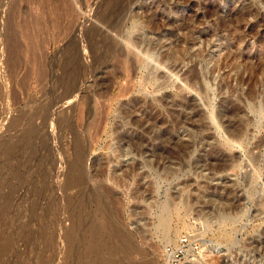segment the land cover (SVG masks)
<instances>
[{
    "label": "rangeland",
    "instance_id": "obj_1",
    "mask_svg": "<svg viewBox=\"0 0 264 264\" xmlns=\"http://www.w3.org/2000/svg\"><path fill=\"white\" fill-rule=\"evenodd\" d=\"M183 237L175 264H264V0H0V264H170Z\"/></svg>",
    "mask_w": 264,
    "mask_h": 264
},
{
    "label": "bare ground",
    "instance_id": "obj_2",
    "mask_svg": "<svg viewBox=\"0 0 264 264\" xmlns=\"http://www.w3.org/2000/svg\"><path fill=\"white\" fill-rule=\"evenodd\" d=\"M157 26V25H156ZM159 29V28H158ZM160 39H162L163 41H168L167 39H166V37L162 34L161 35V37H159V39H156V40H152V39H144L143 40V43L140 45H138L137 47H141L142 45H146V47H144V50H145V53H146V57H148V58H150V57H153V54H154V51L156 50V48L159 46V44H161V41H160ZM170 46H163V47H166V50H167V52H168V54H165V53H163V54H156L155 55V61L158 63V64H162V65H165L166 64V62H168L169 60H174V59H177V55H178V49L180 48V46L178 45V43L179 42H176L175 40L173 41V40H170ZM160 47V46H159ZM176 62V61H175ZM131 63V62H130ZM140 63L141 64H145V61H144V59H141L140 60ZM175 64V63H174ZM175 66L176 65H173V68H175ZM256 113H258V110L256 111ZM233 139H236V137H234ZM138 154V156L139 157H141V158H143V153L140 151V152H138L137 153ZM125 155V154H124ZM136 162H131V164H130V168L133 170V168L136 166ZM127 166V165H126ZM121 170H123V169H121ZM74 171V170H73ZM135 171V170H134ZM133 172V171H132ZM157 172V171H156ZM76 174V173H75ZM137 175V174H136ZM138 177H136V179H137ZM73 181V180H72ZM71 182V181H70ZM70 184V183H69ZM73 184V183H72ZM138 190L139 191H141L142 189H140V187L139 188H137V192H138ZM113 194V193H112ZM169 206V207H168ZM167 207H164V206H159V208H158V210H155L154 212H153V219H154V217H156V221H157V219H158V224H159V227H160V229H158L157 230V236H159V238H161V239H164V237H167V235H169L170 233H171V228H170V224L168 223V221L169 220H167V216L165 215L166 213L168 214V213H170V212H173V211H175V208L173 207V204L172 203H170L169 205H168ZM169 208V209H168ZM158 212H159V214H158ZM156 214V216H154ZM159 215V218H157V216ZM219 218L220 219H223L224 221H228L229 220V217L228 216H226L225 214L223 215V213H220V215H219ZM100 219V218H99ZM91 224V223H90ZM115 229V228H114ZM141 228H136L135 230H133L132 232H128L123 238H122V240L124 239V243H126V245H127V243L128 244H131V249H132V252L133 253H131V255H133V254H135V255H137V254H139L140 255V253H141V250L139 249V248H137V247H135L134 245L132 246V244L134 243V241H138L139 243V245L142 243V244H144V243H146V240H148V231L147 232H142L141 230H140ZM93 232V231H92ZM98 232V231H97ZM115 232V231H114ZM120 233V232H119ZM95 235V234H94ZM100 237V236H99ZM102 237V236H101ZM115 237V236H114ZM93 238H94V236H93ZM96 238V237H95ZM100 239H102V238H100ZM94 241V240H93ZM102 241V240H101ZM163 242H166L165 240L163 241ZM98 243H100V241L98 242ZM102 243V242H101ZM96 244V243H95ZM93 245V244H92ZM125 245V244H124ZM95 247V246H94ZM101 247V246H100ZM122 247H123V245H122ZM126 247H128V246H126ZM126 249H128V248H126ZM125 249V250H126ZM129 249H130V247H129ZM129 251V250H128ZM127 251V252H128ZM131 251V250H130ZM93 252H94V250H93ZM125 252V251H124ZM126 252V253H127ZM189 251H187V253H188ZM212 253V251H210V256L212 255L211 254ZM94 254V253H93ZM130 254V253H129ZM168 257H170V256H168ZM167 257V259H169ZM187 259H189V260H194L195 262H196V260H195V258L194 257H192V256H188V254H187ZM86 261V260H85ZM101 264V263H100Z\"/></svg>",
    "mask_w": 264,
    "mask_h": 264
},
{
    "label": "built area",
    "instance_id": "obj_3",
    "mask_svg": "<svg viewBox=\"0 0 264 264\" xmlns=\"http://www.w3.org/2000/svg\"><path fill=\"white\" fill-rule=\"evenodd\" d=\"M187 242V239L183 237L178 244L174 246H167L166 247V253L168 254L170 264H175V262L178 260L179 256L184 251L183 247L185 246Z\"/></svg>",
    "mask_w": 264,
    "mask_h": 264
},
{
    "label": "water",
    "instance_id": "obj_4",
    "mask_svg": "<svg viewBox=\"0 0 264 264\" xmlns=\"http://www.w3.org/2000/svg\"><path fill=\"white\" fill-rule=\"evenodd\" d=\"M154 216H156V214H155ZM154 219H155V218H154Z\"/></svg>",
    "mask_w": 264,
    "mask_h": 264
}]
</instances>
